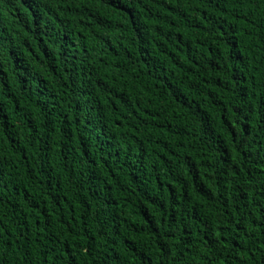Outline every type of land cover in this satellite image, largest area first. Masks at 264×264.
<instances>
[{
	"label": "trees",
	"instance_id": "1",
	"mask_svg": "<svg viewBox=\"0 0 264 264\" xmlns=\"http://www.w3.org/2000/svg\"><path fill=\"white\" fill-rule=\"evenodd\" d=\"M0 264H264V0H0Z\"/></svg>",
	"mask_w": 264,
	"mask_h": 264
}]
</instances>
